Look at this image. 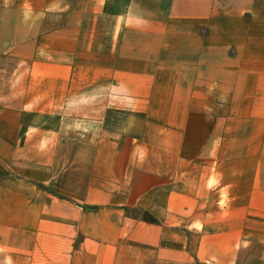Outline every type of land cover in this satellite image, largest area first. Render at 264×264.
<instances>
[{
    "label": "crops",
    "instance_id": "1",
    "mask_svg": "<svg viewBox=\"0 0 264 264\" xmlns=\"http://www.w3.org/2000/svg\"><path fill=\"white\" fill-rule=\"evenodd\" d=\"M0 264H264V0H0Z\"/></svg>",
    "mask_w": 264,
    "mask_h": 264
},
{
    "label": "rangeland",
    "instance_id": "2",
    "mask_svg": "<svg viewBox=\"0 0 264 264\" xmlns=\"http://www.w3.org/2000/svg\"><path fill=\"white\" fill-rule=\"evenodd\" d=\"M67 113V120H66V125L59 126L60 129H67L71 130L72 132H75V135L77 136L76 140L77 142L84 137L85 134L92 133L94 131V124L89 123V121H83L84 119H78L74 118L72 114H75L73 111L71 112H66ZM64 114L58 115L56 119L57 122L62 120ZM66 116V115H65ZM58 127V126H57ZM58 127V128H59ZM64 127V128H63Z\"/></svg>",
    "mask_w": 264,
    "mask_h": 264
}]
</instances>
